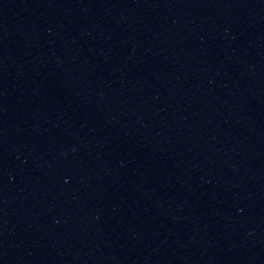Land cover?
Here are the masks:
<instances>
[{
	"label": "water",
	"instance_id": "water-1",
	"mask_svg": "<svg viewBox=\"0 0 264 264\" xmlns=\"http://www.w3.org/2000/svg\"><path fill=\"white\" fill-rule=\"evenodd\" d=\"M0 264H264V0H0Z\"/></svg>",
	"mask_w": 264,
	"mask_h": 264
}]
</instances>
